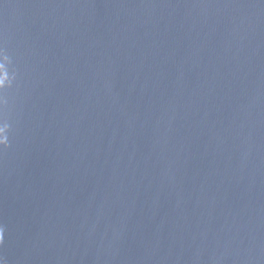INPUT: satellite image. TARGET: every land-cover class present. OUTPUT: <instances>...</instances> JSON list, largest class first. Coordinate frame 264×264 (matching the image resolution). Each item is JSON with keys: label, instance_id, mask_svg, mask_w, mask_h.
Returning a JSON list of instances; mask_svg holds the SVG:
<instances>
[{"label": "water", "instance_id": "95a60500", "mask_svg": "<svg viewBox=\"0 0 264 264\" xmlns=\"http://www.w3.org/2000/svg\"><path fill=\"white\" fill-rule=\"evenodd\" d=\"M0 264H264V0H0Z\"/></svg>", "mask_w": 264, "mask_h": 264}]
</instances>
